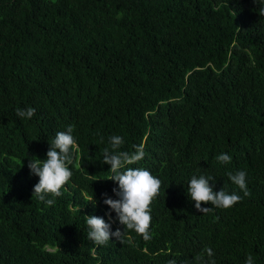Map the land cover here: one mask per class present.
I'll list each match as a JSON object with an SVG mask.
<instances>
[{
	"label": "trees",
	"instance_id": "obj_1",
	"mask_svg": "<svg viewBox=\"0 0 264 264\" xmlns=\"http://www.w3.org/2000/svg\"><path fill=\"white\" fill-rule=\"evenodd\" d=\"M262 10L264 0H0V264H195L205 247L216 264H264ZM29 107L30 120L16 115ZM69 125L73 175L47 206L27 165ZM113 135L121 151L144 144L132 167L162 184L150 241L128 231L97 247L85 216L108 222L102 194L117 199L103 163ZM229 171L247 173L249 196ZM193 175L242 200L197 212Z\"/></svg>",
	"mask_w": 264,
	"mask_h": 264
},
{
	"label": "clouds",
	"instance_id": "obj_2",
	"mask_svg": "<svg viewBox=\"0 0 264 264\" xmlns=\"http://www.w3.org/2000/svg\"><path fill=\"white\" fill-rule=\"evenodd\" d=\"M264 13V10H262ZM36 113L32 107L22 110L16 109V115L22 119H31ZM74 128L69 125L65 131H59L49 144L46 159L29 160L28 169L31 175L38 177L32 192L38 201L44 202L47 206H53L56 198L60 197L62 189L71 179L73 172L70 165L74 163L75 151L78 149ZM103 143V137L100 138ZM124 138L119 135L109 137V147L103 149V163L110 166L111 176L109 180L115 182L118 187L112 191L117 199H112L108 195L102 194L103 204L109 209L104 218L98 216H85L87 225V238L95 246L107 245L111 238H115L119 243H123L126 232L137 233L144 241L152 239L150 231L151 208L150 205L158 197L161 189V180L153 176L148 170L141 167H132L145 157L144 144L134 145V151H121ZM221 164H228L231 156L221 153L216 157ZM232 184L236 185L243 196L250 195L247 188V173L229 171L226 173ZM91 177V176H90ZM214 178L205 175H193L187 184V195L194 201V207L201 214H208L215 209H229L242 200V197L235 192L229 194L223 188L214 192L210 182ZM211 205V207H202ZM112 213H115V220L123 226V231L117 228L111 231ZM214 252L210 247H205L201 253L194 257L195 264H216L212 259ZM207 257V259H206ZM168 264H176L175 260H169ZM245 264H254L252 255H248Z\"/></svg>",
	"mask_w": 264,
	"mask_h": 264
}]
</instances>
